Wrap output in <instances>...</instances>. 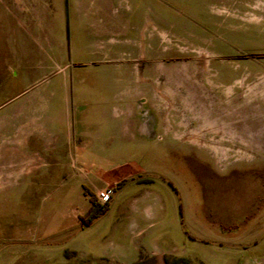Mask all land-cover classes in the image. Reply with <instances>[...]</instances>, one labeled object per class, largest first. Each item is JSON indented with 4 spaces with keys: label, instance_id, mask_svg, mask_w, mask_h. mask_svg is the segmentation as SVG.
I'll return each mask as SVG.
<instances>
[{
    "label": "rangeland",
    "instance_id": "rangeland-1",
    "mask_svg": "<svg viewBox=\"0 0 264 264\" xmlns=\"http://www.w3.org/2000/svg\"><path fill=\"white\" fill-rule=\"evenodd\" d=\"M0 264H264V0H0Z\"/></svg>",
    "mask_w": 264,
    "mask_h": 264
},
{
    "label": "trees",
    "instance_id": "trees-1",
    "mask_svg": "<svg viewBox=\"0 0 264 264\" xmlns=\"http://www.w3.org/2000/svg\"><path fill=\"white\" fill-rule=\"evenodd\" d=\"M122 184L123 182H118L116 184V188L121 187ZM89 202L91 206L89 207L88 211L85 213V215L79 216L81 225L84 227L88 226L92 222L93 219L99 217L107 210V204H104V205L96 204L92 200L91 196L89 198ZM178 212H179V215H181V205L178 206Z\"/></svg>",
    "mask_w": 264,
    "mask_h": 264
},
{
    "label": "built area",
    "instance_id": "built-area-1",
    "mask_svg": "<svg viewBox=\"0 0 264 264\" xmlns=\"http://www.w3.org/2000/svg\"><path fill=\"white\" fill-rule=\"evenodd\" d=\"M98 197L102 201H106L108 199V192L106 190L98 193Z\"/></svg>",
    "mask_w": 264,
    "mask_h": 264
},
{
    "label": "bare ground",
    "instance_id": "bare-ground-1",
    "mask_svg": "<svg viewBox=\"0 0 264 264\" xmlns=\"http://www.w3.org/2000/svg\"><path fill=\"white\" fill-rule=\"evenodd\" d=\"M197 67H201V70L205 69V62L202 61L200 64H197Z\"/></svg>",
    "mask_w": 264,
    "mask_h": 264
}]
</instances>
